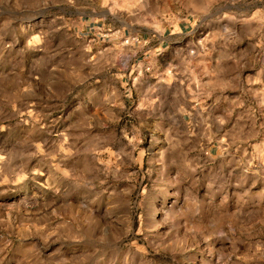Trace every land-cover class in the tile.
<instances>
[{
  "label": "rangeland",
  "instance_id": "1",
  "mask_svg": "<svg viewBox=\"0 0 264 264\" xmlns=\"http://www.w3.org/2000/svg\"><path fill=\"white\" fill-rule=\"evenodd\" d=\"M0 264H264V0H0Z\"/></svg>",
  "mask_w": 264,
  "mask_h": 264
}]
</instances>
